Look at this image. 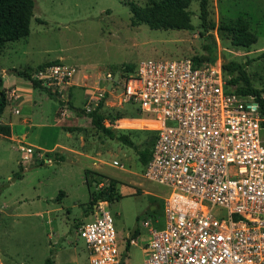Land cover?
<instances>
[{
    "label": "rangeland",
    "instance_id": "1",
    "mask_svg": "<svg viewBox=\"0 0 264 264\" xmlns=\"http://www.w3.org/2000/svg\"><path fill=\"white\" fill-rule=\"evenodd\" d=\"M33 1L28 35L0 47V76H7L5 93L12 84L19 85L23 93L8 99L4 108L8 116L11 109L18 111L11 117V136L18 140L0 135V264H42L47 257L53 264H87L84 243L75 231L77 224L92 219L97 202L112 216L119 248L127 240L129 227L137 225L134 243L126 244L122 264H142L146 229L141 224L144 220L152 224L153 219L162 222L161 197L166 190L142 177L136 150L150 146L156 122L120 100L121 83L130 73L124 67L148 59L203 55L201 45L209 41L197 18L199 0H190L187 7L191 30L131 24L127 1L142 6L145 0ZM237 17L256 36L248 47L232 45L229 35L218 28ZM207 20L214 25L208 32L215 42V59L246 63L251 84L264 93V0H208ZM49 61L75 69L67 86H45L54 99L11 72L18 69L32 74L37 65ZM105 72L120 73L111 89H106ZM102 96L100 112L114 120L112 131L128 135L135 149L104 136L85 115L68 109V105L92 109ZM57 120L61 128L69 126L75 131L61 129L54 123ZM30 144L45 149L55 145L70 153L55 163L52 158L62 156L61 152L46 153ZM20 147H31V154ZM82 152L88 156L76 155ZM84 169L92 171L95 181L88 188L83 183ZM18 170L21 177L13 179ZM109 179L119 197L89 202V193Z\"/></svg>",
    "mask_w": 264,
    "mask_h": 264
},
{
    "label": "built area",
    "instance_id": "2",
    "mask_svg": "<svg viewBox=\"0 0 264 264\" xmlns=\"http://www.w3.org/2000/svg\"><path fill=\"white\" fill-rule=\"evenodd\" d=\"M222 64L219 59L197 63L193 56L148 59L121 83L120 100L156 122L142 177L166 190L162 222L141 224L146 229L142 264H264L262 118L253 95L231 90ZM74 70L57 63L32 77L43 86H67ZM114 74L104 73L107 85ZM103 125L116 127L109 119ZM75 232L87 264H122L126 244L134 243L127 238L119 248L102 202Z\"/></svg>",
    "mask_w": 264,
    "mask_h": 264
},
{
    "label": "trees",
    "instance_id": "3",
    "mask_svg": "<svg viewBox=\"0 0 264 264\" xmlns=\"http://www.w3.org/2000/svg\"><path fill=\"white\" fill-rule=\"evenodd\" d=\"M207 2L208 0L198 1L197 18L202 30V35L204 34L209 42L201 45V49L204 52L203 55L193 56V60L197 63L214 60L216 55V47L213 36L208 32L214 27V25L207 20ZM189 3L190 0H145V3L142 6H139L132 1H127V5L131 13V24H144L149 29L161 30H191L192 25L190 23V12L187 9ZM33 6V0H0V47L5 42L18 40L28 35ZM218 28L229 35V41L234 46L248 47L256 41L255 34L248 30L246 21L240 17H237L229 23L219 24ZM57 63L58 62L56 61H49L41 65H37L33 72L42 67ZM245 64L246 63H239L230 59L223 62L222 68L225 72L227 82L234 93L251 94L254 96V100L259 106V114L262 118L261 126L264 128V99L259 97L260 90L253 87L251 84L250 78L244 69ZM134 67L125 65L124 68L126 71L132 72ZM11 72L15 76L27 79L31 84V88L41 89L49 98L54 99L53 95L46 89V87L34 79L31 73L18 69H12ZM3 84V79L0 76V115L4 112V108L8 100ZM102 101L103 96L90 111H85V109H79L72 105H68V109L73 111L77 116L85 115L89 119L90 125L104 136L110 139H115L121 144L135 149L134 144L128 135L115 134L114 131H112L113 129L107 128L103 125L104 119H109L110 122H113L114 120H112L109 115H104L100 112ZM0 135H9L8 125L0 123ZM153 140L149 147L136 150V154L142 166L146 164L150 157ZM18 169L20 170L19 165ZM19 170L13 173V179H19L21 177ZM83 174L84 184L87 188L91 185V183H95L91 176L92 171L85 169ZM99 188L100 189H98V191L89 193V202L94 203L98 199L100 201H112L119 197V195L115 193L114 183L111 179L107 180V183H101V187ZM61 194L62 191H58V195ZM59 198L60 197L57 196L55 200H59ZM90 210L91 207L85 209L84 213H87ZM42 264H53V261L51 258L47 257L44 259Z\"/></svg>",
    "mask_w": 264,
    "mask_h": 264
},
{
    "label": "crops",
    "instance_id": "4",
    "mask_svg": "<svg viewBox=\"0 0 264 264\" xmlns=\"http://www.w3.org/2000/svg\"><path fill=\"white\" fill-rule=\"evenodd\" d=\"M7 77V76H6ZM6 77H2V79H3V82L5 81V79H6ZM28 83H30L29 81H27V84ZM15 86L14 88L13 87H11V86ZM10 86V90L9 91H7L6 90V93H7V98L8 99H11L12 97V99L14 100L15 98H17V97H19L20 96V94H23V93H21V92H19V91H21L22 89H20V88H18V86L19 85H15V84H12ZM9 87V86H8ZM4 88H6L7 89V87H4ZM24 94H26V93H24ZM25 96V95H24ZM26 98H28V97H26ZM9 101H11V100H9ZM13 110V111H12ZM11 116H8V115H6V112L4 113H2L1 115H0V123L1 124H5V125H8L9 126V135L8 136H3V135H1L2 137H5V138H9V139H12V140H18V139H16L15 137H13V136H11V131H12V124H13V122H12V120H11V117H12V115L13 114H15V115H17L18 114V111H16V109H11ZM5 116V117H4ZM21 121H23V122H25V121H27L26 119L25 120H21ZM58 122V120L56 121V122H54V123H57ZM58 124V123H57ZM58 126L60 127V124H58ZM61 128V127H60ZM61 129H63V128H61ZM112 129H114V128H112ZM63 130H66V131H69V132H71V133H73L75 130L73 129V127L71 128V127H69L68 126V128H64ZM73 131V132H72ZM76 133V132H75ZM30 145H32V144H30ZM33 147H35V148H37V149H39V150H44L46 153H51L52 151H59V152H61L62 153V156H60V157H58L57 159L55 158V157H53L52 159H53V161L55 162V163H59V162H62V160L64 159V153L66 154L67 152L68 153H70V151H66V150H64V149H62V148H60L59 150H57V148H58V146H53V147H51L50 149H45V148H42V147H39V146H36V145H32ZM72 153V152H71ZM76 155H84V156H88V155H86L85 153H76ZM85 170V169H84ZM83 170V171H84ZM89 170V169H88ZM91 171V170H90ZM83 183H84V174H83ZM85 185V184H84ZM87 188V187H86ZM5 213V212H4ZM78 259V258H77ZM76 263H77V261H76Z\"/></svg>",
    "mask_w": 264,
    "mask_h": 264
},
{
    "label": "water",
    "instance_id": "5",
    "mask_svg": "<svg viewBox=\"0 0 264 264\" xmlns=\"http://www.w3.org/2000/svg\"><path fill=\"white\" fill-rule=\"evenodd\" d=\"M118 76H119V74H118V73H115L114 76H113L112 82L116 81L117 78H118ZM112 82L108 83V85H107V89L110 88V85L112 84ZM9 211H10V209L5 210L4 212H5V213H8ZM1 216H3V215H1ZM135 226H136V224L134 223V224L132 225V228H131V230H130V233H128V235H127V238H128V239L132 238V234H133V230H134Z\"/></svg>",
    "mask_w": 264,
    "mask_h": 264
},
{
    "label": "flooded vegetation",
    "instance_id": "6",
    "mask_svg": "<svg viewBox=\"0 0 264 264\" xmlns=\"http://www.w3.org/2000/svg\"><path fill=\"white\" fill-rule=\"evenodd\" d=\"M131 228H132V225L129 227V229H128V233H130ZM137 231H138V227H137V225H136L135 228H134V230H133V234H135ZM133 234H132V235H133Z\"/></svg>",
    "mask_w": 264,
    "mask_h": 264
},
{
    "label": "bare ground",
    "instance_id": "7",
    "mask_svg": "<svg viewBox=\"0 0 264 264\" xmlns=\"http://www.w3.org/2000/svg\"><path fill=\"white\" fill-rule=\"evenodd\" d=\"M103 204V203H102Z\"/></svg>",
    "mask_w": 264,
    "mask_h": 264
}]
</instances>
